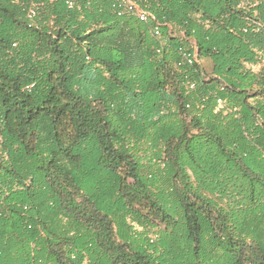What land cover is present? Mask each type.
<instances>
[{"label":"trees","instance_id":"trees-1","mask_svg":"<svg viewBox=\"0 0 264 264\" xmlns=\"http://www.w3.org/2000/svg\"><path fill=\"white\" fill-rule=\"evenodd\" d=\"M68 1L0 0V264H264V0Z\"/></svg>","mask_w":264,"mask_h":264},{"label":"built area","instance_id":"built-area-1","mask_svg":"<svg viewBox=\"0 0 264 264\" xmlns=\"http://www.w3.org/2000/svg\"><path fill=\"white\" fill-rule=\"evenodd\" d=\"M113 8L116 12L117 16L123 17L126 15H131L139 19L141 22L148 23L155 21V17L152 16L147 11L139 8L133 0H112ZM68 5L70 8L74 6V1L69 0ZM36 15V10L34 7L30 8L29 16L33 18ZM257 28L261 27V24H255ZM153 36L159 43V46H163L165 41L162 37L161 30L158 25L153 27ZM161 52V48L158 49V53ZM196 62V56L189 51H181L180 59L178 62L175 63V67L177 69L181 68L182 66H190L193 67L194 63ZM196 88V84L193 81L188 82V89L193 90ZM219 104L222 106L224 103L222 100L218 101ZM187 107L189 108L190 105L188 104Z\"/></svg>","mask_w":264,"mask_h":264},{"label":"rangeland","instance_id":"rangeland-1","mask_svg":"<svg viewBox=\"0 0 264 264\" xmlns=\"http://www.w3.org/2000/svg\"><path fill=\"white\" fill-rule=\"evenodd\" d=\"M201 65L206 69L207 72H211L213 69V63L209 59H202L201 60Z\"/></svg>","mask_w":264,"mask_h":264}]
</instances>
